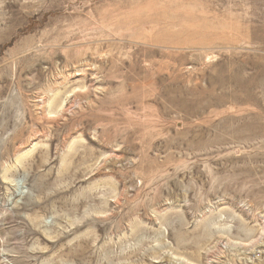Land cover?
<instances>
[{
	"label": "rangeland",
	"instance_id": "rangeland-1",
	"mask_svg": "<svg viewBox=\"0 0 264 264\" xmlns=\"http://www.w3.org/2000/svg\"><path fill=\"white\" fill-rule=\"evenodd\" d=\"M264 264V0H0V264Z\"/></svg>",
	"mask_w": 264,
	"mask_h": 264
},
{
	"label": "bare ground",
	"instance_id": "bare-ground-1",
	"mask_svg": "<svg viewBox=\"0 0 264 264\" xmlns=\"http://www.w3.org/2000/svg\"><path fill=\"white\" fill-rule=\"evenodd\" d=\"M176 264V263H175Z\"/></svg>",
	"mask_w": 264,
	"mask_h": 264
}]
</instances>
